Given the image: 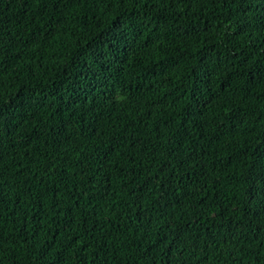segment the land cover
Instances as JSON below:
<instances>
[{
  "label": "trees",
  "instance_id": "16d2710c",
  "mask_svg": "<svg viewBox=\"0 0 264 264\" xmlns=\"http://www.w3.org/2000/svg\"><path fill=\"white\" fill-rule=\"evenodd\" d=\"M0 264H264V0H0Z\"/></svg>",
  "mask_w": 264,
  "mask_h": 264
}]
</instances>
